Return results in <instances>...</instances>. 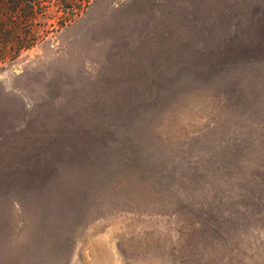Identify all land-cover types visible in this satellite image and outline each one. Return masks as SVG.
Masks as SVG:
<instances>
[{
	"label": "rangeland",
	"instance_id": "374dc122",
	"mask_svg": "<svg viewBox=\"0 0 264 264\" xmlns=\"http://www.w3.org/2000/svg\"><path fill=\"white\" fill-rule=\"evenodd\" d=\"M35 28L0 63V264H264V0Z\"/></svg>",
	"mask_w": 264,
	"mask_h": 264
},
{
	"label": "trees",
	"instance_id": "16d2710c",
	"mask_svg": "<svg viewBox=\"0 0 264 264\" xmlns=\"http://www.w3.org/2000/svg\"><path fill=\"white\" fill-rule=\"evenodd\" d=\"M90 1L0 0V63L16 59L43 39L42 30L35 28L39 18H55L62 28L78 17Z\"/></svg>",
	"mask_w": 264,
	"mask_h": 264
}]
</instances>
